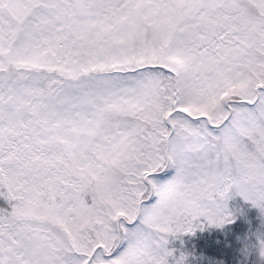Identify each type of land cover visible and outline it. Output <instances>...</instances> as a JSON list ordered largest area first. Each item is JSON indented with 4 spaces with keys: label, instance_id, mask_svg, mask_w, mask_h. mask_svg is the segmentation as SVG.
Listing matches in <instances>:
<instances>
[{
    "label": "snow or ice",
    "instance_id": "6c2138e0",
    "mask_svg": "<svg viewBox=\"0 0 264 264\" xmlns=\"http://www.w3.org/2000/svg\"><path fill=\"white\" fill-rule=\"evenodd\" d=\"M235 197L264 220V0H0V264H187Z\"/></svg>",
    "mask_w": 264,
    "mask_h": 264
},
{
    "label": "trees",
    "instance_id": "16d2710c",
    "mask_svg": "<svg viewBox=\"0 0 264 264\" xmlns=\"http://www.w3.org/2000/svg\"><path fill=\"white\" fill-rule=\"evenodd\" d=\"M171 169L154 178L170 176ZM0 207H7L0 199ZM234 222L222 229L205 226L194 235L169 237V250L188 257L187 264H264L259 257L257 236H264V220L257 209L241 198L231 204Z\"/></svg>",
    "mask_w": 264,
    "mask_h": 264
},
{
    "label": "rangeland",
    "instance_id": "374dc122",
    "mask_svg": "<svg viewBox=\"0 0 264 264\" xmlns=\"http://www.w3.org/2000/svg\"><path fill=\"white\" fill-rule=\"evenodd\" d=\"M172 175H174V170L171 169V174H170V176H167V177H164V178H154V179L157 180V181L160 182V183H163V182L167 181L168 179H170V178L172 177ZM235 198H236V197H235ZM239 198H240V197H239ZM241 199H242V198H241ZM233 200H234V198H233L231 201H229V209H230V211H231V209H232L231 204H232Z\"/></svg>",
    "mask_w": 264,
    "mask_h": 264
}]
</instances>
